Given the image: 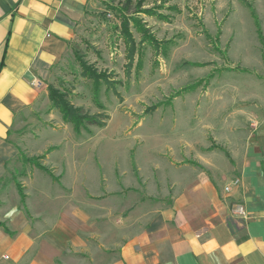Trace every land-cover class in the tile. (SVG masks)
<instances>
[{"label":"crops","instance_id":"obj_1","mask_svg":"<svg viewBox=\"0 0 264 264\" xmlns=\"http://www.w3.org/2000/svg\"><path fill=\"white\" fill-rule=\"evenodd\" d=\"M105 2L0 0V264H264V104L194 159L183 143L166 146L167 161L150 159L165 170L157 179L98 185L77 156L66 184L39 169L16 204L3 192L21 162L16 126L49 104L56 66Z\"/></svg>","mask_w":264,"mask_h":264},{"label":"rangeland","instance_id":"obj_2","mask_svg":"<svg viewBox=\"0 0 264 264\" xmlns=\"http://www.w3.org/2000/svg\"><path fill=\"white\" fill-rule=\"evenodd\" d=\"M106 2L117 5L119 0ZM155 3L177 10H160L169 20L139 16L158 44L147 41L139 47L143 38L134 30L131 66L111 12L93 13L79 29L48 86L64 93L74 108L101 115L106 125L75 132L53 107L47 86L49 104L14 131L21 164L2 185L11 204H16L17 188L26 191L39 169L66 184L69 161L77 156H87L98 185L114 184L127 174L157 179L165 170H156L153 161L170 158L166 146L183 143L194 159L214 140L224 146L232 129L247 125L244 111L263 106L264 0H145L144 8ZM79 55L104 75L98 86L83 75Z\"/></svg>","mask_w":264,"mask_h":264},{"label":"trees","instance_id":"obj_3","mask_svg":"<svg viewBox=\"0 0 264 264\" xmlns=\"http://www.w3.org/2000/svg\"><path fill=\"white\" fill-rule=\"evenodd\" d=\"M170 0H163V3H167ZM145 0H119L117 5L110 4L105 2L104 5L108 12H111L115 19L119 22L117 25V30L120 31L122 38L126 42L127 50L129 52V61L130 65L134 62V57L136 53V41L134 39L133 31H137L142 35V41L139 47H141L144 42L151 41L155 44H158L154 38L148 36V28L144 25L143 21L139 16L141 14H145L148 16H156L162 20H169L168 15H164L160 13V10L166 8L169 11L177 10L176 6L165 7V5L160 4L155 5L150 8H144ZM252 15L255 20H257V16L255 11L252 10ZM259 29L258 21H256ZM259 36L262 37L260 33V29L258 30ZM161 50V49H160ZM79 60L80 66L83 70V75L85 77H89L94 80L96 86L100 83L102 79H104V75L98 74L91 66L87 65L86 62L79 55L77 57ZM140 61L138 64H140ZM49 97L51 102L53 103V107L56 108L63 116V119L67 123H71L74 126L75 132L80 133L82 129H86L89 126H105L106 122L102 120L101 115H89L84 113L81 108H74L73 105L67 99V96L64 93H61L55 87L49 85ZM217 147V146H216Z\"/></svg>","mask_w":264,"mask_h":264},{"label":"built area","instance_id":"obj_4","mask_svg":"<svg viewBox=\"0 0 264 264\" xmlns=\"http://www.w3.org/2000/svg\"><path fill=\"white\" fill-rule=\"evenodd\" d=\"M239 185L240 179H234L229 185L225 187V192L230 193L234 187H238ZM241 213L243 214L244 212L241 211Z\"/></svg>","mask_w":264,"mask_h":264}]
</instances>
